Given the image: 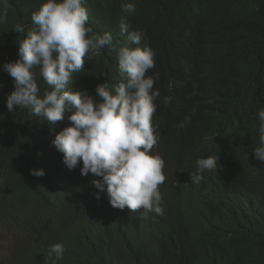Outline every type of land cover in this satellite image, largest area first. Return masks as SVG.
<instances>
[{"label": "trees", "instance_id": "obj_1", "mask_svg": "<svg viewBox=\"0 0 264 264\" xmlns=\"http://www.w3.org/2000/svg\"><path fill=\"white\" fill-rule=\"evenodd\" d=\"M44 2L0 3V12L7 11L0 23L3 205L14 219L18 206L33 207L50 242L25 264H264V164L252 152L264 108V0H84L88 35L112 33L113 46L86 60L69 87L99 99L98 84L120 83L118 50L128 41L117 31L123 16L129 32L143 33L140 46L146 41L156 50L157 67L147 75L169 89L153 114L159 140L152 153L170 174L163 214L138 221L93 215L92 207L108 200L106 193L96 199L91 182L99 177L81 175L82 162L69 170L50 148L69 125L67 114L50 125L27 108H7L15 85L3 65L18 59V40L25 38L14 27H32L31 14ZM125 3L135 11L124 13ZM181 35L188 39L178 46ZM37 79L42 93L48 86ZM208 156L216 168L193 184L195 160ZM72 214L79 217L67 223ZM55 243L63 244V259L49 251Z\"/></svg>", "mask_w": 264, "mask_h": 264}, {"label": "clouds", "instance_id": "obj_2", "mask_svg": "<svg viewBox=\"0 0 264 264\" xmlns=\"http://www.w3.org/2000/svg\"><path fill=\"white\" fill-rule=\"evenodd\" d=\"M0 3L6 5L7 0ZM122 10L134 12L135 5L125 3ZM6 16L5 8L0 12V23L5 22ZM30 19L32 27H14L17 33H25V38L18 40V59L3 65L15 85L7 97L8 110L27 108L50 125L67 114L70 123L55 135L50 148L57 160L63 157L69 170L82 162L81 175L99 177L91 182L98 190L96 199L106 193L108 200L92 207L94 216L120 215L138 221L149 218L151 212L163 214L161 201L170 174L164 160L152 153L159 140V125L153 126V114L156 99L169 89L156 84L157 77L147 75L157 67L155 48L146 41L140 46L143 33L129 32L130 26L122 16L117 31L120 36L127 33L128 41L118 50L120 83L98 84L96 99L88 90H73L69 85L74 84L73 74L84 71L86 60L91 61L106 46H113V34L88 35L92 29L86 27L89 12L84 0H46ZM187 39L181 35L178 46ZM194 44L200 46L195 40ZM38 77L48 86L42 93ZM258 118V144L252 152L264 164V108L258 111ZM216 163L213 156L198 157L195 170L190 172L191 182L199 184L203 174L216 168ZM60 167L64 169L62 164ZM32 174L45 173L43 169H33ZM3 194L0 184V197ZM5 197L6 194L0 198V227L10 228L20 239L11 251L3 253L0 264H25L44 252L50 242L36 221L35 209L18 206L17 218H11L3 205ZM49 251L58 260L63 259L62 243L51 245Z\"/></svg>", "mask_w": 264, "mask_h": 264}, {"label": "rangeland", "instance_id": "obj_3", "mask_svg": "<svg viewBox=\"0 0 264 264\" xmlns=\"http://www.w3.org/2000/svg\"><path fill=\"white\" fill-rule=\"evenodd\" d=\"M93 212V211H92ZM83 215H87V213L83 214ZM70 216H73L67 223L69 222H73V220L75 219V217H79V214H72ZM66 223V224H67ZM66 224L63 227H57L56 229H63ZM0 245H2V243L5 244V246H0V258H3L4 256V252L11 251V249L15 246L14 243H19V236H16L10 228H2L0 227Z\"/></svg>", "mask_w": 264, "mask_h": 264}]
</instances>
